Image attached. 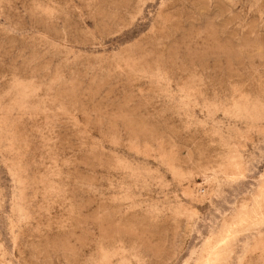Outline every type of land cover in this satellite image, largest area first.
I'll return each mask as SVG.
<instances>
[{
	"label": "rangeland",
	"instance_id": "1",
	"mask_svg": "<svg viewBox=\"0 0 264 264\" xmlns=\"http://www.w3.org/2000/svg\"><path fill=\"white\" fill-rule=\"evenodd\" d=\"M0 264H264V0H0Z\"/></svg>",
	"mask_w": 264,
	"mask_h": 264
}]
</instances>
